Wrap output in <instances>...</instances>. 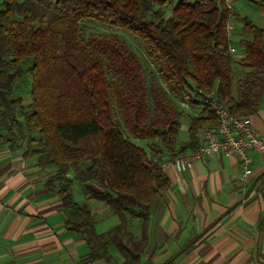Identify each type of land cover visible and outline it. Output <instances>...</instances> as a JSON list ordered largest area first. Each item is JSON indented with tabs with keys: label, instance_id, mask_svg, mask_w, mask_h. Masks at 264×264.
<instances>
[{
	"label": "trees",
	"instance_id": "16d2710c",
	"mask_svg": "<svg viewBox=\"0 0 264 264\" xmlns=\"http://www.w3.org/2000/svg\"><path fill=\"white\" fill-rule=\"evenodd\" d=\"M170 3L46 0L47 15L35 0L0 1V141L10 149L37 143L36 165L54 169L45 186L90 261L112 263L113 247L121 264H142L152 205L170 185L161 158L198 149L200 130L217 122L212 103L241 117L264 98V29L241 18L244 56L235 61L226 0H177L167 14ZM254 3L264 8V0ZM86 23L138 39L155 70L117 33H87ZM184 115L190 123L180 141ZM132 139H145L147 150ZM74 181L96 212L74 199ZM104 212L118 222L98 233ZM135 223L139 237L129 232Z\"/></svg>",
	"mask_w": 264,
	"mask_h": 264
},
{
	"label": "crops",
	"instance_id": "0c3cea01",
	"mask_svg": "<svg viewBox=\"0 0 264 264\" xmlns=\"http://www.w3.org/2000/svg\"><path fill=\"white\" fill-rule=\"evenodd\" d=\"M230 2L229 37L236 52L244 36L241 18L264 29V8L254 0ZM253 7L258 9L249 15ZM241 73L236 65L235 80ZM250 121L257 134H264V98ZM22 144L10 149L0 141V264H121L122 255L113 247L112 263L88 259L85 241L68 229L58 196L45 186L36 156L26 152L32 146ZM250 154L252 174L245 180L237 158L224 152L195 159L184 170H168L170 185L151 208L142 264H264V162L257 152ZM105 219L109 225L118 222L104 212L95 225L98 233L114 226L99 228ZM131 227L139 237L140 224Z\"/></svg>",
	"mask_w": 264,
	"mask_h": 264
},
{
	"label": "built area",
	"instance_id": "2783aa9c",
	"mask_svg": "<svg viewBox=\"0 0 264 264\" xmlns=\"http://www.w3.org/2000/svg\"><path fill=\"white\" fill-rule=\"evenodd\" d=\"M230 11L226 28L228 32L233 28L234 10L230 0H226ZM229 52L234 56L235 49L229 48ZM208 98L215 96L214 92L205 93ZM217 118L213 126L203 127L199 135L202 139L198 149L187 155L176 157L163 156L160 160V169L167 175L169 169L184 170L195 159L216 152L232 154L241 165L242 172L240 179L245 180L252 174L250 152L255 151L264 162V134L259 135L252 127L250 116H233L221 104L212 103Z\"/></svg>",
	"mask_w": 264,
	"mask_h": 264
},
{
	"label": "rangeland",
	"instance_id": "374dc122",
	"mask_svg": "<svg viewBox=\"0 0 264 264\" xmlns=\"http://www.w3.org/2000/svg\"><path fill=\"white\" fill-rule=\"evenodd\" d=\"M0 1H2V0H0ZM35 1L40 5L42 10L47 13V15L51 14L52 8H49V7L47 8L46 0H35ZM176 1L177 0H171L170 5L165 7V12L167 14H169L170 10L172 9V7L176 3ZM246 2H248V1H246ZM239 7H240V5L238 4L236 6V11H238ZM257 9H256V7H253V10H249V11H251V13L249 15H252L254 10H257ZM83 26H84V29L86 30L87 33H89V32L117 33L119 35V37L121 39H123L126 42V44L136 53V55L138 56L139 60L141 61V63L143 64V66H144V68L146 69L147 72H150V70H155L154 67L152 66V64L150 63V61L148 60L142 44L135 37H132L131 35H129V34L125 33V32H122L120 30L111 29L108 26H102V25L97 26V25H95L93 23H86ZM242 53H243L242 52V48L237 46L236 47V52L234 53L233 58L235 60L239 59V57H240L239 55H242ZM21 94L26 96V100H28L29 96H30L29 95V88L27 87V89ZM184 110L188 114H193L191 109H189V107H187V106H185ZM180 122H181V125H180L179 135H178V139L179 140L182 137L187 136V127H188V125L190 123V115H186V116L184 115L181 118ZM132 141L134 143H136L137 145L144 147L147 150V145H146V140L145 139H132ZM30 145L32 147L30 149H28L26 152H27V154L33 155L31 150L33 148L37 147V143H33V144H30ZM23 147L25 149L27 146L25 145ZM35 156H36L35 158H36V162H37L38 156L37 155H35ZM40 168L43 170V174L45 175V179L46 180L49 179L50 177L54 176V169H52V168H42V167H40ZM72 190H73L74 199L78 203H81V204L82 203H88L91 207H93L92 204H96V205L98 204V203H95V201H93V200H91V201L89 200V202H88V200L86 199V197L84 196V194H83V192L81 190V185L77 181L73 182ZM97 206H95V207H97ZM98 219H100V217ZM103 222H105V224L100 223V224H103V225H99V228H101L100 226H108L109 225L108 223L111 222V221L108 222L107 219H105ZM115 224H117V220H116ZM115 224H113V223L111 224L110 223V225H115ZM106 229H108V228H106ZM136 230L137 229L132 228L131 226L129 228V232L131 234H133L134 236L136 234Z\"/></svg>",
	"mask_w": 264,
	"mask_h": 264
}]
</instances>
